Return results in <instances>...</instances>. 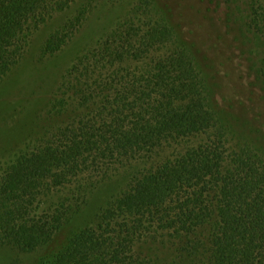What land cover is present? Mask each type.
Returning a JSON list of instances; mask_svg holds the SVG:
<instances>
[{"label":"trees","instance_id":"1","mask_svg":"<svg viewBox=\"0 0 264 264\" xmlns=\"http://www.w3.org/2000/svg\"><path fill=\"white\" fill-rule=\"evenodd\" d=\"M241 1L245 35L261 48L260 82L264 0ZM89 4L0 0V84L34 30ZM77 15L58 23L45 55L76 38L87 22ZM192 44L170 16H128L76 41L44 134L0 164V246L34 252L52 243L116 177L123 188L94 223L38 264H264V144L251 142L264 133L248 137L219 114Z\"/></svg>","mask_w":264,"mask_h":264},{"label":"rangeland","instance_id":"2","mask_svg":"<svg viewBox=\"0 0 264 264\" xmlns=\"http://www.w3.org/2000/svg\"><path fill=\"white\" fill-rule=\"evenodd\" d=\"M245 12L241 0H90L89 7L58 14L41 24L33 31L23 61L0 84V164L16 162L31 150L34 139L44 134L50 123L46 114L50 98L77 55L76 41L85 35L91 42L128 16L172 17L180 34L200 52L198 65L206 72L211 95L221 105L214 108L248 137L253 132L261 135L264 80L256 78L261 48L252 46L245 35ZM74 13L86 16L84 27L57 55H45L43 50L56 34L58 23ZM251 142L264 144V140ZM118 179L101 184L52 243L34 252L0 246V264H38L41 258L61 252L69 239L92 225L100 210L120 193L124 183Z\"/></svg>","mask_w":264,"mask_h":264}]
</instances>
